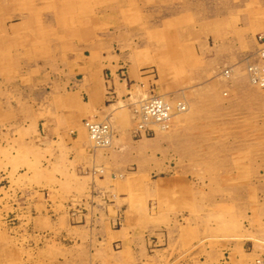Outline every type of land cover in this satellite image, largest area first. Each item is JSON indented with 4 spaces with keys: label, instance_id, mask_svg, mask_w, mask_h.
<instances>
[{
    "label": "crops",
    "instance_id": "obj_1",
    "mask_svg": "<svg viewBox=\"0 0 264 264\" xmlns=\"http://www.w3.org/2000/svg\"><path fill=\"white\" fill-rule=\"evenodd\" d=\"M160 1L165 3L161 10L157 0L131 1L135 8L127 11H139L131 18L122 16L121 6L116 18L105 13L108 29L97 41V32L87 29V22L82 29L72 26L65 31L63 40L56 31L54 38L47 37L60 26L51 18L46 34L38 35L35 28L42 26L41 20L27 21L22 12L21 21L14 23L15 0H0V109L14 116L13 121L8 118L11 124L15 122V128L0 137L6 140L0 143V153L13 159L24 155L19 164L0 165L8 174L18 172L1 182L0 202L11 210L6 218L17 221L10 233L20 249L15 252L20 264H119L120 253H134V243L144 234L135 228L133 209L127 206L131 200L124 190H132L135 183L125 172L150 173L158 149L167 142L163 135L135 139L127 112L125 135L117 131L111 147L96 149L84 122L117 120L118 126L122 104L127 111L140 94L128 81L147 83L142 69L148 60H172L173 69H179V61L185 68L186 61L197 56L211 66L233 65L255 50L254 30H264V19L243 13H254L261 3L264 7V0ZM18 28L26 45L15 50ZM44 40L55 46L47 56L38 46ZM79 43L86 45L81 52ZM25 58L28 63L19 81L12 65ZM122 68L127 69V81L117 76ZM176 84L167 89L159 80L154 91L176 92L183 81ZM18 106L21 113L12 110ZM118 243L122 250L115 251ZM224 254L226 264H239L238 257L243 264H253L256 257L264 258V236L249 249L228 248Z\"/></svg>",
    "mask_w": 264,
    "mask_h": 264
},
{
    "label": "rangeland",
    "instance_id": "obj_2",
    "mask_svg": "<svg viewBox=\"0 0 264 264\" xmlns=\"http://www.w3.org/2000/svg\"><path fill=\"white\" fill-rule=\"evenodd\" d=\"M125 1L126 4L124 0H15L13 20L14 23L20 22L22 12L27 21L41 20L42 26L35 28L41 36L46 34L48 18L58 20L60 26L56 25V29H52L54 33L51 35V31L47 37L54 38L57 32L60 40L72 26L73 29L76 26L82 29V24L87 22L90 26L87 29L97 32L95 40L99 41L109 25L105 13L109 12L111 17L116 18L119 6L122 7V16L131 18L139 12L127 11L135 7L131 4L133 0ZM261 4L254 6L257 8L254 13L251 10L243 13L256 16V20L264 19ZM161 5H165L164 1L157 0V10L163 9ZM21 33V28L15 32L19 37L14 44L15 50L26 45L22 43ZM261 39H264V30L255 29V50L233 65L217 62L211 66L205 57L197 56L190 57L185 68L179 61V69H173L172 60H148L142 69L147 83L128 81L129 86L140 94L131 99L127 111L126 105L122 104L125 110L120 109L118 121L122 122H118V126L117 120L108 122L114 135L117 131L125 135L129 116L124 114L128 112L134 124L132 131L135 139L163 135L167 143L166 148L162 146L158 149L157 165L152 166L150 173L141 174L133 169L125 172L135 183L132 190H124V195L131 200L127 206L133 209L135 228L144 235L137 238L141 241L134 243V253L119 254V264H226L228 258L224 253L228 248L245 246L249 249L253 243L259 244L264 236V87L251 83L247 68L248 64H264V42ZM38 46L42 56L50 55L51 47H55L45 40ZM84 46L77 44L78 52ZM195 46L201 47L198 43ZM26 63V58L14 60L15 79L21 80ZM117 76L127 81V69H120ZM159 80L167 89L171 84L178 86V81H183V84L176 92L169 93L165 89L156 93L154 89ZM114 94L109 87L108 96ZM153 95L165 98L173 107L182 101L186 111L177 112L168 128L153 126L154 131L150 135L141 136L137 134L141 119L135 110ZM12 110L21 113L20 106ZM8 118L14 120L5 108L0 109V137L8 128H15V122L11 124ZM87 132L89 135L88 129ZM89 139L97 149L90 135ZM5 141L2 139L0 143ZM23 157L18 154L13 159L11 155L0 153V165L19 164ZM16 173L8 174L0 166V184ZM3 205L0 202V264H20L17 262L20 257L15 253L20 249L15 248L10 233L17 221L6 218L11 210ZM121 224L120 217L116 225L120 227ZM116 244L113 249L122 250L120 243ZM235 254L239 255V252ZM241 258L238 257L239 264H243ZM263 263L262 257L253 260V264Z\"/></svg>",
    "mask_w": 264,
    "mask_h": 264
},
{
    "label": "built area",
    "instance_id": "obj_3",
    "mask_svg": "<svg viewBox=\"0 0 264 264\" xmlns=\"http://www.w3.org/2000/svg\"><path fill=\"white\" fill-rule=\"evenodd\" d=\"M264 42V39H261ZM262 51V50H261ZM263 57H264V51ZM248 64L249 79L251 83L264 87V64ZM124 76V74H123ZM186 111V105L182 101H178L173 107L165 98L160 96H152L143 103H140L135 110L141 119L138 125V135H150L154 129L153 126L168 128L172 122L173 116L179 112ZM85 126L89 131L92 142L98 148H107L112 145L114 130L108 122H97L95 120H86ZM264 264V263H263Z\"/></svg>",
    "mask_w": 264,
    "mask_h": 264
},
{
    "label": "bare ground",
    "instance_id": "obj_4",
    "mask_svg": "<svg viewBox=\"0 0 264 264\" xmlns=\"http://www.w3.org/2000/svg\"><path fill=\"white\" fill-rule=\"evenodd\" d=\"M174 105V104H173ZM86 225V224H85Z\"/></svg>",
    "mask_w": 264,
    "mask_h": 264
}]
</instances>
